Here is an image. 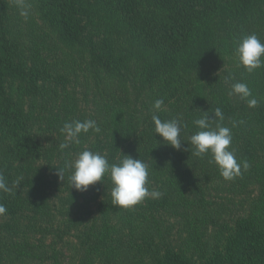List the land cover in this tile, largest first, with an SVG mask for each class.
<instances>
[{"label":"trees","instance_id":"trees-1","mask_svg":"<svg viewBox=\"0 0 264 264\" xmlns=\"http://www.w3.org/2000/svg\"><path fill=\"white\" fill-rule=\"evenodd\" d=\"M26 2L30 5V21L27 29L17 32L12 27L23 25L21 15L16 14L19 10L0 1V175L10 187L20 179L14 194L0 192V204L7 209L2 219L11 216L8 220L12 222H0V246L4 251L16 255V259L35 258V252L44 264H73L62 252L74 244L66 240L71 235L81 244L77 264H92L97 258L111 262L119 256L122 245L134 264H150L147 257L156 264H191L187 253L195 256L194 264H264V99L256 97L257 106L249 108L246 101L231 95V89L222 84L228 74L222 65L224 52L235 56L237 42L247 35L255 34L264 42V0ZM188 2L190 7L186 6ZM215 37L223 38L218 43ZM25 38L29 41L27 51L26 45L19 48L22 43H18ZM65 69L72 71L68 80L61 73ZM80 71L92 73L96 96L106 116L126 107L121 120L124 125L119 127L118 123L121 129L111 139L105 127V135L103 131H91L90 136H80L79 144L60 150L59 145L65 142L61 132L64 123L85 121L84 115L76 113L81 102L75 90ZM193 74L198 78L195 90L190 89L187 80ZM232 77L233 84L243 82L251 88L261 80L264 88V67L253 73L239 69ZM103 80L108 89L102 88ZM68 90L72 97L67 96ZM157 99L164 104L154 113L146 101L153 106ZM141 100L148 112L140 129L136 106ZM218 107L224 114L223 126L231 128L232 149L238 161L246 160L249 176L262 183L259 200L250 204L246 217L235 221L236 247L226 258L209 255L202 239L211 213H220L215 208L218 203L207 199L205 185L221 175L209 162L210 155H191L189 141L197 131L193 121L203 112L211 119ZM153 114L162 121L180 122L184 142L181 150L166 146L155 134ZM90 119L96 121L98 117ZM84 150L104 155L109 164L119 163L122 155L142 160L149 169L147 187L161 196L147 198L131 210L118 209L111 202V181L105 177L103 184L89 186L90 196L84 197L86 204H98L99 219L92 222L87 234L81 229L78 233L74 223L81 226L83 216L71 212L82 192L65 198L60 193L61 185L76 192L69 183L71 172L65 170L61 181L57 170L64 169L66 162L74 161ZM169 209L182 220L183 227V231L175 227L181 237L172 242L165 234L166 230H175L174 223L164 218ZM24 214L30 216L20 227L17 217ZM114 216L125 223L130 233L126 240L117 239L120 231L113 226ZM139 220L154 222L157 232L145 231L137 225ZM42 221L43 231L38 227ZM55 223L54 231L50 228ZM62 224L63 230L58 228ZM38 232L42 240L33 239ZM173 242L179 243L174 247ZM176 247L179 254L173 251Z\"/></svg>","mask_w":264,"mask_h":264},{"label":"rangeland","instance_id":"rangeland-1","mask_svg":"<svg viewBox=\"0 0 264 264\" xmlns=\"http://www.w3.org/2000/svg\"><path fill=\"white\" fill-rule=\"evenodd\" d=\"M0 1H3L6 4H8L10 8L12 7V8L18 9L15 6L14 0H0ZM26 4L28 5L27 2H26ZM186 6L190 7L191 5L188 2L186 4ZM18 13L19 12H17L16 14H18ZM30 17H31L30 11H29V15H28L27 19H25L24 17L21 16L22 21H23L22 22L23 25L21 26V28H18V29L15 27H12L13 31L18 32L22 28L27 29L28 25H26V23L30 21ZM12 20H14V19H12ZM11 24L15 25L14 21ZM215 38H216L217 42L219 43L223 37H215ZM18 43L19 44L22 43L19 48H22L24 45H26L24 47V49L27 51V44L29 45V41L27 38L23 39L22 41H20ZM223 58H224V61H222V65L224 66L225 69H227L228 74L226 75L225 79L222 81V84L224 86H227L226 88L229 87V89H231V92H232L233 82H235V78H233L232 76H235L236 72L239 69H244V68L239 66L236 56L230 54V52H224ZM60 68H61V66H59V69ZM62 72H64L63 78L67 79V80L69 79V75L72 73V71L69 69L62 70L61 73ZM61 76H62V74H61ZM79 76H80V80H79L78 85H77L75 90L79 92L78 95H76V98H78V101H81V102H78L79 108L76 111V113H78V115H80V116L84 115L85 120L90 119L92 116L96 119V116H97L98 119L96 120V122L100 128V131H103L102 133L104 134V132H105L104 129L106 127V131H108L109 136H110L109 138L111 139V136L113 137L115 134L118 133L117 129H121V128H118L117 125L119 122H121V120L124 119V116H123L124 113L123 112H125L126 107L123 110L121 108H117L112 113H110L109 115L106 116V114L103 112L104 107L102 108L103 105L101 103V100L96 96V90L94 88V79H93L92 73L90 74L89 72H86L84 74L83 71H80ZM104 80H105V77H104ZM104 80H103V82H104ZM187 80L190 83V89L195 90L196 85L198 83V78L196 77V75L193 74V75L187 77ZM260 82H261V80H257V83L254 86V88H251L249 84H247V85L251 89L252 97L253 98L257 97L261 101L262 99H264V88L261 87ZM106 83H107L106 81L104 83H102L103 89L104 88L108 89V85ZM68 89H71V87ZM66 92H67V96L72 97V94L68 95V93H71L70 90H68ZM142 100H141V102H138L139 104L136 106V109H137L136 111L139 112L137 114L138 118L136 117V119H137L136 124H137V126L139 125L140 129L142 127V124H140V123L144 121V119L146 117L145 113L148 112L145 110V106H144V103L142 102ZM146 102H147V105L149 107H151L150 111L152 112V107H153L152 103H150L149 101H146ZM67 103H70V102H67ZM110 104H112V103L110 102ZM259 112H261V111H259ZM140 114H141V116H139ZM261 114L263 115V113H261ZM80 116H78L79 120H80ZM70 118H72V117L70 116ZM261 119H262V121H264V115L261 117ZM123 122L124 121L121 122L119 127H122L124 125ZM91 131L92 130H89V133ZM89 133L87 136H90ZM101 136H103V135H101ZM232 148L234 149V146H232V144H231L230 150L233 151ZM235 157H236V154H235ZM236 159L239 160L238 157H236ZM57 163L59 164L58 161H57ZM57 163H55L54 166H57L58 165ZM249 174L250 173L247 172V170L246 171L242 170V175L239 178H236L230 182L225 181L222 177H214V178H211L208 181V183L205 185L206 186L205 194L207 196V199H209L211 202L214 201L215 203H218V205L215 208L217 210H220V213H218L216 215L211 213V216L209 217L210 221L205 224V226L203 227V230H202V228L200 229V230H202V232H203L202 235L204 236V237H202V239L204 241V244H206L205 250H208L209 255L214 256V255L220 254V256L226 258L228 256V254L230 252H232L236 247L237 235H236V229L235 228L237 227L236 226L237 225L236 224L237 219L238 218L241 219L243 216L246 217V215L249 214V212H250V208H249L250 204L255 202V201H258L259 196L261 195L262 183L256 179L252 178L251 176H249ZM60 183H63V182H60ZM68 188L69 187L63 186V185H61L59 187V189L61 190L60 193L63 194V196L65 198L70 197V196L72 197V194L77 193V191L74 193H71ZM88 196H90V192L88 190L86 192H82V195L77 196L76 200L79 201V204L71 212L74 214L77 211V213H78L77 216H83V219L80 221L81 226H77V225H79L78 222L74 223V225H76L75 229L78 231V233L81 229L83 234H87L93 225L92 222L95 219H99V214L96 211V209H98V204H96V206H95L93 204H86L85 203L84 197H88ZM263 201H264V198H263ZM173 214L174 213L169 209V214L164 216L165 220L168 223H171V224L174 223L172 228H175V227L177 229L181 228L183 231V227L180 224V221H182V220H180L178 217H175ZM2 216L3 215H1V217H0V222H5L6 224L12 223L8 220V218H11V216L10 217L5 216L4 219H2ZM29 216H30V214L18 215L17 219L20 221V227H23V225L27 224V219H28L27 217H29ZM123 218L124 217H122L121 220H123ZM76 219L80 220L78 218H76ZM111 219H112V222L114 223L113 224L114 228L117 229V231H120L119 234L117 233V236H116L117 239L122 238V239L126 240L127 234H130V233L127 230H125V228H126L124 226L125 223L124 222L120 223V219H117L116 216H114V218H111ZM214 219H215V221H214ZM41 224H42V226H38V225L37 226L39 227V229H42V231H43V229H45L44 228L45 225L43 224V221L41 222ZM139 224H141L140 227H143L145 229V231L146 230L151 231L150 234H152V233L155 234L157 232L158 228L157 229L155 228V224L152 221L141 222V220H139L137 222V225H139ZM161 224L162 223L159 221V226ZM217 224H220V226H219L220 228L216 227ZM123 226H124V228H123ZM64 227L65 226L63 224H62V226H58V228L62 229V230L65 229ZM25 228H23V229H25ZM172 228H170V229H172ZM176 228H175V230L172 229L170 231L169 230L165 231V234L167 235L168 240L171 242H172L173 238L175 240V238L178 239L181 237V234L177 231ZM50 229L51 230L56 229V223L54 224L53 229L52 228H50ZM71 232L73 234L76 233L75 231H71ZM41 237H42L41 232H38V234L33 235V239L42 240ZM128 237L131 239L130 236H128ZM136 238L139 239L140 236L136 234ZM49 239L50 238H48V240ZM66 240L72 241V242H74V244H72V247H70L69 249H68V247L64 246L65 248L62 249L63 255L67 258L66 261L70 260V262H72L73 264H77L79 256L76 254H77V252H79L78 250L81 248L80 241L77 243L75 238H73L71 235H69V237H66ZM5 241H6V243H9L8 238H5ZM178 243L179 242H177V244H175V242H173V246L174 247L177 246ZM74 245L76 246L75 250H74ZM173 251L176 254L180 253L177 247L174 248ZM32 253H34L35 258H33L32 256H24V257H22V259H16V255L12 256L11 253L4 251V246H0V257L3 261L2 264H44L43 261L39 258V256L38 257L36 256L35 252H32ZM187 254L191 255V256H189L190 257L189 259H191V264H194L196 262L195 256H193L190 253H187ZM118 255L119 256L113 258L111 260V262L106 261L105 259L97 258L96 260L93 261L92 264H134V261L132 262V258H131V256L129 257L128 251L124 247V245L120 246L119 251H118ZM72 257H73V259H72ZM147 259H148L147 260L148 263L156 264V263H154V261L151 257H150V259L147 257ZM145 263H146V261H145ZM79 264H82V261ZM197 264H200V263L197 262Z\"/></svg>","mask_w":264,"mask_h":264},{"label":"clouds","instance_id":"clouds-1","mask_svg":"<svg viewBox=\"0 0 264 264\" xmlns=\"http://www.w3.org/2000/svg\"><path fill=\"white\" fill-rule=\"evenodd\" d=\"M19 14L27 19L30 5L25 0H14ZM235 56L239 66L248 73H253L257 69L264 67V42L255 35L242 37L236 44ZM231 95L238 96L246 101L249 108L257 106V99L252 97L251 89L246 83L237 82L232 86ZM164 101L157 99L153 104V111L162 110ZM193 121L197 131L189 137L192 146L191 155L203 158L211 156L210 163H214L219 169L221 177L225 181H233L242 175V170L246 171L250 165L245 161H238L235 154L230 150L232 141L231 128L223 126L224 114L218 107L209 118L207 112ZM154 132L158 135L166 146L174 150H181L182 137L181 125L177 119L162 121L156 114L152 115ZM242 123V122H241ZM215 124V127H213ZM235 122L233 127H235ZM92 130L100 132V128L95 120L71 121L64 123L61 132L65 136V142L59 145L60 150L69 147L70 144H79L80 136ZM188 151V149H186ZM122 155V154H121ZM123 159L119 163L109 164L104 155L90 150L79 153L74 161L65 163L64 169L57 170L59 179L64 180L65 170H70L69 183L72 189L78 192H86L89 186L97 183L103 184L105 177L110 179L111 202L118 209L131 210L134 206L142 203L145 199H158L161 196L159 191L149 190L147 187L149 169L140 159H133L131 156L122 155ZM20 184V179L13 182L10 187L3 175H0V192L9 195L14 194V189ZM7 212L6 207L0 204V215Z\"/></svg>","mask_w":264,"mask_h":264}]
</instances>
